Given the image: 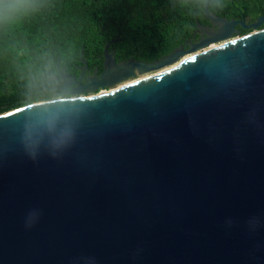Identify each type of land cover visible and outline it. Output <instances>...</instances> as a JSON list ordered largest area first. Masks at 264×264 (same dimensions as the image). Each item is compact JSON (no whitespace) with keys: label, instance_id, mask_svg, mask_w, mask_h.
<instances>
[{"label":"water","instance_id":"1","mask_svg":"<svg viewBox=\"0 0 264 264\" xmlns=\"http://www.w3.org/2000/svg\"><path fill=\"white\" fill-rule=\"evenodd\" d=\"M203 10L187 49L110 40L70 96L0 113V264H264V15Z\"/></svg>","mask_w":264,"mask_h":264},{"label":"trees","instance_id":"2","mask_svg":"<svg viewBox=\"0 0 264 264\" xmlns=\"http://www.w3.org/2000/svg\"><path fill=\"white\" fill-rule=\"evenodd\" d=\"M226 18L264 14V0H224ZM207 20L192 0H51L40 13L0 30V113L57 97L49 76L77 72L80 52L100 70L104 45L116 61L157 60ZM264 26V24H263ZM244 30V32H248Z\"/></svg>","mask_w":264,"mask_h":264},{"label":"clouds","instance_id":"3","mask_svg":"<svg viewBox=\"0 0 264 264\" xmlns=\"http://www.w3.org/2000/svg\"><path fill=\"white\" fill-rule=\"evenodd\" d=\"M201 10L222 9L224 0H192ZM51 0H0V30L13 27L47 8ZM28 226H31L29 224Z\"/></svg>","mask_w":264,"mask_h":264},{"label":"flooded vegetation","instance_id":"4","mask_svg":"<svg viewBox=\"0 0 264 264\" xmlns=\"http://www.w3.org/2000/svg\"><path fill=\"white\" fill-rule=\"evenodd\" d=\"M261 15H264V14H261ZM257 17H255L253 19H250L247 17L246 18L235 17L234 19H243L245 24H250V23H253ZM263 24H264V21H263L261 27H264ZM216 28L217 27L212 25V23L208 19L204 20V22L200 23V25L197 24L194 27V29L190 32V34L182 41V43L177 48L182 46L183 48L187 49L190 46V44L196 43L200 38L207 36V31L215 30ZM235 29L238 30L240 34H244V33H246V32H244V30H248V29H244V28L240 27V25H236ZM128 59H131V58H128ZM128 59H126V60H128ZM120 61H125V60H120ZM79 66L80 65H78V67ZM95 68H97V66H88L87 65V68L84 70V73H83L82 78H81L82 84H85L88 81V77L94 73L93 70ZM101 69L99 70L97 68V73H99L101 71ZM63 72H65V71H63ZM67 73L68 74L65 77L60 78L58 76V80L57 81L54 80L52 89H53L54 93L57 94V97L70 96L69 94L63 95L62 91H68V90H71V89L78 87V84L76 83V81H74L73 76H75L76 79L78 78L79 69H77V72H67Z\"/></svg>","mask_w":264,"mask_h":264},{"label":"rangeland","instance_id":"5","mask_svg":"<svg viewBox=\"0 0 264 264\" xmlns=\"http://www.w3.org/2000/svg\"><path fill=\"white\" fill-rule=\"evenodd\" d=\"M136 77H139V75H136L135 78ZM130 79H133V78H130ZM101 90H105V89H98V91H101Z\"/></svg>","mask_w":264,"mask_h":264},{"label":"snow or ice","instance_id":"6","mask_svg":"<svg viewBox=\"0 0 264 264\" xmlns=\"http://www.w3.org/2000/svg\"><path fill=\"white\" fill-rule=\"evenodd\" d=\"M186 59H190V58H186Z\"/></svg>","mask_w":264,"mask_h":264},{"label":"bare ground","instance_id":"7","mask_svg":"<svg viewBox=\"0 0 264 264\" xmlns=\"http://www.w3.org/2000/svg\"><path fill=\"white\" fill-rule=\"evenodd\" d=\"M102 91H105V90H102Z\"/></svg>","mask_w":264,"mask_h":264},{"label":"built area","instance_id":"8","mask_svg":"<svg viewBox=\"0 0 264 264\" xmlns=\"http://www.w3.org/2000/svg\"><path fill=\"white\" fill-rule=\"evenodd\" d=\"M102 91V90H101ZM101 91H99V92H101Z\"/></svg>","mask_w":264,"mask_h":264}]
</instances>
